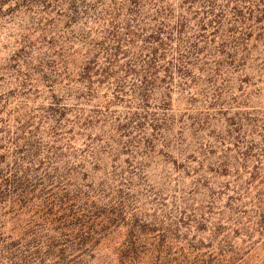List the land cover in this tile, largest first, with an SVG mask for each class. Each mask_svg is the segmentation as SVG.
Here are the masks:
<instances>
[{
  "label": "trees",
  "instance_id": "1",
  "mask_svg": "<svg viewBox=\"0 0 264 264\" xmlns=\"http://www.w3.org/2000/svg\"><path fill=\"white\" fill-rule=\"evenodd\" d=\"M0 40V264H264V106L189 192L150 170L173 92L264 82V0H0Z\"/></svg>",
  "mask_w": 264,
  "mask_h": 264
},
{
  "label": "rangeland",
  "instance_id": "2",
  "mask_svg": "<svg viewBox=\"0 0 264 264\" xmlns=\"http://www.w3.org/2000/svg\"><path fill=\"white\" fill-rule=\"evenodd\" d=\"M4 44L5 41L0 40V68L8 56ZM253 55L256 56L255 53ZM255 74L256 68L249 66L236 75V79L246 82H239L236 79L233 82H196V87L192 85L189 92L194 93V96L188 95L187 92L172 93L171 125L164 134L163 143L167 148L159 147L160 152L155 151L156 159L150 169L151 184L155 188L164 193L166 190L169 194L174 191H183L182 194H185L193 188L195 176L192 174L187 176L186 172L182 171L183 164H190V169H194L197 160L204 155L208 157L206 160L209 159V164L223 163L226 160L233 149L231 143L240 141L239 137L244 134V129H241V135L233 131L235 127L230 125L229 114L235 113L234 118L237 122L238 119L244 118L247 112L252 113V109L264 106V82H256ZM197 93L199 95H196ZM218 94L220 96L216 104ZM222 105L231 107V112L228 114L220 112L219 108ZM251 138L257 137L250 134L249 139ZM208 146L211 152L205 154ZM203 180L221 184L226 179L216 178L213 174L207 173L203 175L201 183Z\"/></svg>",
  "mask_w": 264,
  "mask_h": 264
}]
</instances>
